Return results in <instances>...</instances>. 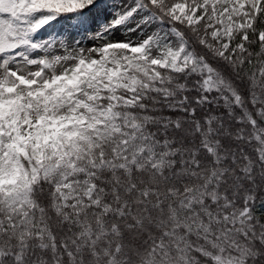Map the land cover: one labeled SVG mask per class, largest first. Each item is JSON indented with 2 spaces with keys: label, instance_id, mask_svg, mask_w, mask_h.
Returning a JSON list of instances; mask_svg holds the SVG:
<instances>
[{
  "label": "snow or ice",
  "instance_id": "obj_1",
  "mask_svg": "<svg viewBox=\"0 0 264 264\" xmlns=\"http://www.w3.org/2000/svg\"><path fill=\"white\" fill-rule=\"evenodd\" d=\"M0 264H264V0H0Z\"/></svg>",
  "mask_w": 264,
  "mask_h": 264
}]
</instances>
